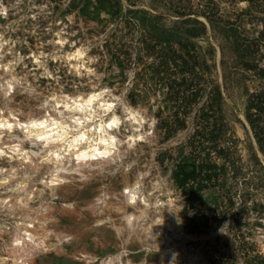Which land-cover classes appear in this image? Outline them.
I'll return each instance as SVG.
<instances>
[{"label": "rangeland", "instance_id": "obj_1", "mask_svg": "<svg viewBox=\"0 0 264 264\" xmlns=\"http://www.w3.org/2000/svg\"><path fill=\"white\" fill-rule=\"evenodd\" d=\"M0 44V114L11 123L99 86L121 115L147 120L133 144L125 118L121 158L80 179L49 176L41 148L16 124L5 132L32 165L0 160V195L20 179L28 193L0 209V264L24 235L18 222L42 243L23 264H166L170 250L178 264H264V0H0ZM77 47L79 62L68 57ZM126 181H139L136 207ZM140 199L148 233L123 221Z\"/></svg>", "mask_w": 264, "mask_h": 264}, {"label": "bare ground", "instance_id": "obj_2", "mask_svg": "<svg viewBox=\"0 0 264 264\" xmlns=\"http://www.w3.org/2000/svg\"><path fill=\"white\" fill-rule=\"evenodd\" d=\"M58 43L64 44V38L60 37ZM1 49L2 44H0V51ZM85 53L86 50L83 47H77L74 51L68 53V57L72 59V61L84 60ZM84 64H86L85 61ZM80 67L81 65L79 63L74 64V69H79ZM115 101L116 94L111 93V90H108L106 86L93 88V90L87 93L79 92L71 96L66 95L61 98L57 97L52 105L55 111L54 114L35 116L30 118L26 123L22 121L15 122L16 128L20 130L22 140L30 145L39 146L41 148L39 152L41 157L44 161L49 160L51 162L49 176H63V178H67V172L72 171L75 172V176L80 179L84 175L83 172L92 171L93 166L97 165V169H99V166L112 164L121 158L119 151L120 139L117 137V133L122 129V125L124 126L125 118L127 122L131 123L129 128L126 129L127 135L125 139L130 143L133 142V144L139 140H143L142 127L143 124L147 122L145 117H140L138 110L129 107L127 108L128 112L126 115H121L117 111ZM78 108L84 110H75ZM101 112L105 113V115L101 120H97V115ZM113 115L119 118V125L118 127H109L106 130L115 141L113 148L109 150L110 154L107 157L78 160L77 157L87 150L88 140L94 135H99L100 131H104L101 127L102 123L112 124L110 117ZM85 117H87L86 120ZM15 124L11 123V120H9L8 117L6 118L5 114H0V160L9 163L15 162L17 163L16 166H24L29 169L32 163L29 159L30 151L26 146L17 143L19 141L15 140L9 142L2 141V136L5 132H14ZM9 125L11 127H9ZM33 125L36 126L33 127ZM77 136H82L84 139L73 147L71 142ZM138 183L139 181H136L134 184L126 181L122 193L128 199L127 204L133 207H136L139 202L137 201V195L140 190ZM45 185L47 188H51L47 180H45ZM64 185L65 184L61 185V187ZM8 186L9 176L4 168L0 166V187L6 188ZM25 187V180L20 179L16 183L12 193L0 195V209L11 201L10 197L20 199L23 195H28ZM42 193L43 191L39 194ZM140 204L145 206L144 209L139 208L123 216L124 225L128 229H137V231L143 230L145 233H148L154 221H149L145 227H142V221L147 217L146 209L148 205L146 201L142 199H140ZM118 209H120L121 212L125 210L124 207ZM17 228L18 230H24V235L19 233L13 235L8 254L9 257H1V264H10L11 261L13 264L29 263L31 253L33 254L40 250L39 248L42 243L38 241L39 237H36L37 235L34 234L31 224L18 222ZM0 233L2 232L0 231ZM45 236H48V232Z\"/></svg>", "mask_w": 264, "mask_h": 264}, {"label": "clouds", "instance_id": "obj_3", "mask_svg": "<svg viewBox=\"0 0 264 264\" xmlns=\"http://www.w3.org/2000/svg\"><path fill=\"white\" fill-rule=\"evenodd\" d=\"M75 110L83 111L84 109L78 108ZM124 112L127 113L128 109L125 108ZM105 115V113L101 112L97 115V120H101V118ZM87 117H85V120ZM112 120V124L102 123L101 127L104 131H100L99 135H94L88 140L87 150L82 152L77 159L78 160H86V159H95L96 157H107L110 153L109 150L114 146V138L108 134L106 131L109 127H118L119 118L113 115L110 117ZM99 131V129H98ZM84 137L77 136L72 142V146L75 147L76 144L80 143ZM102 149V150H101ZM179 253L170 250L166 255V264H178ZM105 264H113V257L109 256L105 260ZM161 264H165V257L162 256Z\"/></svg>", "mask_w": 264, "mask_h": 264}, {"label": "snow or ice", "instance_id": "obj_4", "mask_svg": "<svg viewBox=\"0 0 264 264\" xmlns=\"http://www.w3.org/2000/svg\"><path fill=\"white\" fill-rule=\"evenodd\" d=\"M36 125H33V127H35ZM9 127H11L10 125H9Z\"/></svg>", "mask_w": 264, "mask_h": 264}]
</instances>
